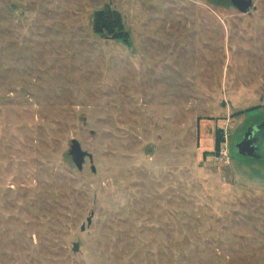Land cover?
<instances>
[{
	"label": "rangeland",
	"instance_id": "obj_1",
	"mask_svg": "<svg viewBox=\"0 0 264 264\" xmlns=\"http://www.w3.org/2000/svg\"><path fill=\"white\" fill-rule=\"evenodd\" d=\"M252 3L0 0V264H264ZM104 10L128 41L95 33Z\"/></svg>",
	"mask_w": 264,
	"mask_h": 264
},
{
	"label": "trees",
	"instance_id": "obj_2",
	"mask_svg": "<svg viewBox=\"0 0 264 264\" xmlns=\"http://www.w3.org/2000/svg\"><path fill=\"white\" fill-rule=\"evenodd\" d=\"M94 31L98 35L107 34L114 40L125 42L129 40V33L124 28L120 14L111 10L99 11L95 14Z\"/></svg>",
	"mask_w": 264,
	"mask_h": 264
},
{
	"label": "water",
	"instance_id": "obj_3",
	"mask_svg": "<svg viewBox=\"0 0 264 264\" xmlns=\"http://www.w3.org/2000/svg\"><path fill=\"white\" fill-rule=\"evenodd\" d=\"M232 3L243 13H247L253 5L252 0H245V1L242 0V2H240L241 5L238 4L236 0H232ZM250 129L251 128H249L248 133L245 135V139L243 140V142L238 144V150L242 156L253 157L252 152H249V151L246 152L245 150L248 148V146L251 145V141H252V139L249 138L251 134ZM70 154L72 156L74 163L76 164L79 170L83 169L84 163L87 158H89L90 160L93 159L91 154H89L88 152L82 149L81 144L77 140H73ZM74 247H75L74 249L75 252H77L79 250V245L75 244Z\"/></svg>",
	"mask_w": 264,
	"mask_h": 264
},
{
	"label": "flooded vegetation",
	"instance_id": "obj_4",
	"mask_svg": "<svg viewBox=\"0 0 264 264\" xmlns=\"http://www.w3.org/2000/svg\"><path fill=\"white\" fill-rule=\"evenodd\" d=\"M243 1H245V0H243ZM231 2H232V0H231ZM236 2L241 5L240 2H242V0H236ZM249 128H251L250 129L251 134H250L249 138L252 139V141H251V145L248 146V148L245 150H246V152H248V151L252 152L253 157H250V158L263 159L264 158V122H261L260 124H252L248 127V130H249ZM248 130L244 133L245 135L248 133ZM245 135H244V138L241 140L242 142L245 139ZM242 142H240V143H242ZM247 157H249V156H247Z\"/></svg>",
	"mask_w": 264,
	"mask_h": 264
}]
</instances>
